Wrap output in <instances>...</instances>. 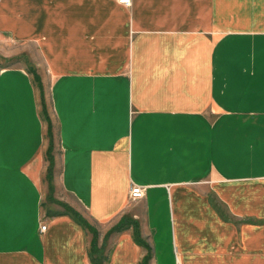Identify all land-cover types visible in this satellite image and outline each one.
Masks as SVG:
<instances>
[{
    "label": "crops",
    "instance_id": "1",
    "mask_svg": "<svg viewBox=\"0 0 264 264\" xmlns=\"http://www.w3.org/2000/svg\"><path fill=\"white\" fill-rule=\"evenodd\" d=\"M219 10L0 0V46L51 79L59 137L53 183L34 78L0 69V264H264V30Z\"/></svg>",
    "mask_w": 264,
    "mask_h": 264
},
{
    "label": "rangeland",
    "instance_id": "2",
    "mask_svg": "<svg viewBox=\"0 0 264 264\" xmlns=\"http://www.w3.org/2000/svg\"><path fill=\"white\" fill-rule=\"evenodd\" d=\"M219 4L223 7L227 6L228 17H220L221 11L219 10V23L221 26L234 27V30L239 31L241 33H249V29H259L260 31L264 30V0H219ZM225 12V11H223ZM253 26V27H251ZM228 29L227 31H230ZM245 31V32H243ZM222 34L226 33V30L221 32ZM3 43V42H1ZM11 53V48L6 44L0 46V69L7 66H23L29 71V73L33 76L35 81V86L38 91L39 96V108L40 111L44 113V123L46 125V157H48L49 148L52 143L53 154L55 156L59 155V145H58V122L56 120V116L53 110V102L52 97L50 95V81L51 79H46L43 77L42 67L36 62H32L30 58L26 56L25 53H20L19 55H7ZM34 72V73H33ZM41 77L42 84L36 79ZM44 78V79H43ZM44 108L47 112L44 111ZM49 125H52L50 128ZM49 159V158H48ZM47 164H49V160H47ZM56 164V166H55ZM52 172L50 170L51 182L59 179V165L58 159H54L53 161ZM49 166L47 168L46 177L48 178ZM55 173V174H54ZM45 177V178H46ZM46 178V179H47ZM47 182V180H46ZM49 192L52 194V199L57 202H61L62 205L65 206V202L60 198L53 196L54 192L51 187H49ZM53 205H56L55 201H50ZM65 203V204H64ZM69 209L71 206L66 204ZM79 209V208H78ZM77 214L83 216L80 211H77Z\"/></svg>",
    "mask_w": 264,
    "mask_h": 264
},
{
    "label": "built area",
    "instance_id": "3",
    "mask_svg": "<svg viewBox=\"0 0 264 264\" xmlns=\"http://www.w3.org/2000/svg\"><path fill=\"white\" fill-rule=\"evenodd\" d=\"M117 1L127 6H130L133 3V0H117ZM144 194H145V188L143 186L137 184H133L131 186L130 196L132 198H139L144 196ZM46 229H47V224L46 223L42 224L41 230L44 231Z\"/></svg>",
    "mask_w": 264,
    "mask_h": 264
},
{
    "label": "trees",
    "instance_id": "4",
    "mask_svg": "<svg viewBox=\"0 0 264 264\" xmlns=\"http://www.w3.org/2000/svg\"><path fill=\"white\" fill-rule=\"evenodd\" d=\"M34 73V72H33ZM38 81H39V83L40 84H42V81H41V77H38V78H36ZM44 111L45 112H47L46 110H45V108H44ZM41 115H42V117H44V113H43V111L41 112ZM44 119V118H43ZM49 127L51 128L52 127V125H49ZM52 150H53V148H52V143H51V146H50V148H49V153H48V158H49V161H50V166H49V172H48V180L51 182V177H52V175H50V170H51V172H52V168H53V161H54V156H53V154H52Z\"/></svg>",
    "mask_w": 264,
    "mask_h": 264
}]
</instances>
